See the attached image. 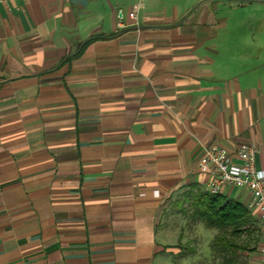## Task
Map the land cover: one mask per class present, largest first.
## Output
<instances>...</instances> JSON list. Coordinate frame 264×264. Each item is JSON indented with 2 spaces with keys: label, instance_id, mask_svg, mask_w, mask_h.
I'll use <instances>...</instances> for the list:
<instances>
[{
  "label": "crops",
  "instance_id": "0c3cea01",
  "mask_svg": "<svg viewBox=\"0 0 264 264\" xmlns=\"http://www.w3.org/2000/svg\"><path fill=\"white\" fill-rule=\"evenodd\" d=\"M213 145L264 170V3L0 0V264H194L161 221Z\"/></svg>",
  "mask_w": 264,
  "mask_h": 264
},
{
  "label": "trees",
  "instance_id": "16d2710c",
  "mask_svg": "<svg viewBox=\"0 0 264 264\" xmlns=\"http://www.w3.org/2000/svg\"><path fill=\"white\" fill-rule=\"evenodd\" d=\"M168 204L177 210L186 226L193 228L201 224L214 232L207 264H239L243 252L251 251L258 241L256 219L243 205L224 195L213 196L199 187H191L179 190L169 198ZM194 253L193 248L186 246L175 256Z\"/></svg>",
  "mask_w": 264,
  "mask_h": 264
},
{
  "label": "built area",
  "instance_id": "2783aa9c",
  "mask_svg": "<svg viewBox=\"0 0 264 264\" xmlns=\"http://www.w3.org/2000/svg\"><path fill=\"white\" fill-rule=\"evenodd\" d=\"M259 1L264 3V0ZM128 16L135 19L136 9ZM122 18V12L118 11V25ZM255 155L256 150L252 146L237 150L234 156L223 147L213 145L204 149L200 167L207 169L205 191L208 194L223 195L225 188H239L249 193L250 198L245 208L258 219L264 235V170L256 168ZM259 253L264 262V245L259 248Z\"/></svg>",
  "mask_w": 264,
  "mask_h": 264
},
{
  "label": "rangeland",
  "instance_id": "374dc122",
  "mask_svg": "<svg viewBox=\"0 0 264 264\" xmlns=\"http://www.w3.org/2000/svg\"><path fill=\"white\" fill-rule=\"evenodd\" d=\"M237 189L225 188L224 195L231 199H237ZM162 227L167 233V240L173 247L182 248L189 246L195 250L196 257L194 264H207L210 254L209 244L214 232L199 224L190 228L185 225V221L175 208L168 204L164 210L161 221ZM174 249V248H172Z\"/></svg>",
  "mask_w": 264,
  "mask_h": 264
}]
</instances>
